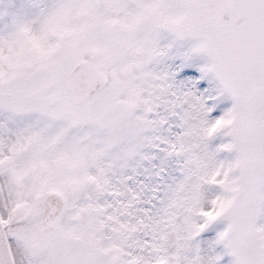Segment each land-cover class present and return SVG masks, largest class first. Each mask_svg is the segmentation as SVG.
<instances>
[{
    "label": "snow or ice",
    "instance_id": "1",
    "mask_svg": "<svg viewBox=\"0 0 264 264\" xmlns=\"http://www.w3.org/2000/svg\"><path fill=\"white\" fill-rule=\"evenodd\" d=\"M0 264H264V0H0Z\"/></svg>",
    "mask_w": 264,
    "mask_h": 264
}]
</instances>
